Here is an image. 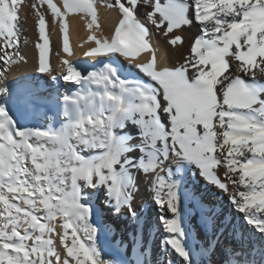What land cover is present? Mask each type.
I'll list each match as a JSON object with an SVG mask.
<instances>
[{
    "label": "snow or ice",
    "instance_id": "obj_1",
    "mask_svg": "<svg viewBox=\"0 0 264 264\" xmlns=\"http://www.w3.org/2000/svg\"><path fill=\"white\" fill-rule=\"evenodd\" d=\"M104 2L121 18L110 38L90 36L96 46L83 55L107 62L89 70L62 58L66 71L59 76L49 62L46 14L60 22L63 52L70 56L68 16L90 13L88 27L98 28L93 0H63V10L53 0L31 5L39 32L34 71L51 77L44 87L30 75L7 82L6 72L26 62L18 47L23 0H0V264H147L134 206L142 177L150 178L166 234L162 244L185 264H198L185 219L189 200L206 213L207 231L215 235L223 225L220 214L189 191V173L228 193L259 234V249H225L223 264H264V0ZM145 3L151 11L141 12ZM141 15L166 37L199 27L182 63H158ZM184 39L171 35L168 42L182 45ZM142 52L151 53L147 62L137 61ZM58 79L70 87L53 89ZM17 89L26 108L54 111L56 122L18 123L9 107ZM101 195L114 216L136 224L130 233L134 260L102 258L103 226L93 222V197Z\"/></svg>",
    "mask_w": 264,
    "mask_h": 264
},
{
    "label": "bare ground",
    "instance_id": "obj_2",
    "mask_svg": "<svg viewBox=\"0 0 264 264\" xmlns=\"http://www.w3.org/2000/svg\"><path fill=\"white\" fill-rule=\"evenodd\" d=\"M54 1L55 0H53V2ZM57 1H59V0H56V2ZM35 2H36V0H23V7L20 10V16L22 17V19L20 21L21 41H20L18 47L21 50L20 54L24 55L26 57V62H19L17 65H13L6 72V75L8 77V80H7L8 83H11L10 81H13L15 79H19L23 75H29V74L35 72L34 67L38 61V49L35 47V45H36L37 41L39 40L38 20H37V17L35 15L34 11L31 8V5ZM150 2H151V0H149V3ZM162 2H163V0H162ZM59 3H60V1H59ZM149 3H146V4L149 5ZM99 4H101V3H99ZM99 4H97L95 7L96 11H97V23L99 24L98 28L96 27V25H93V27L91 29L88 27V25H89V23H91V19H92L90 13L74 12V13L69 14V16H68L69 45H70V48L72 51V55H70V56L67 53L63 52V32H62L60 22L57 20L55 22V24H53V17L51 15L50 11L46 14V21L48 22V29L47 30H48L49 36H51L54 40V41L53 40L51 41V39H49L50 40L49 62L54 69V72H53L54 75L59 76L60 73L65 71V69H66V66L62 64V58H66V59L70 60L74 65H77V62H78V61L74 62L73 61L74 59L87 58V60H88V58L89 59L92 58L95 61V63L90 65L89 70H91L93 67L99 68L102 66V62H107V61L101 60V57H104V56L85 57L83 55V53L85 51H87L88 48L96 46L95 41L89 39L90 36L95 34L98 38H100V37H109L110 38L111 35L113 34L115 25L118 23L119 19L121 18V14L119 13V11L115 7L109 8L107 6H104L103 5L104 3L102 4L103 6H101ZM149 8H150V6H149ZM144 11H145V9L141 8V12H144ZM139 18L143 22L146 23V26L152 27V28H150V31L152 32L151 43L157 49L158 63L162 62V63H166L170 66L178 64L181 60H183L182 57L184 58V56H186V53L188 51L187 39H189V38L191 39V38L196 37L200 34V30H199L198 26L184 27L180 30H174V33L172 35L181 34L182 37H184L185 39H184V43L182 45L178 43L176 46H172L168 42L169 37L164 36V34H163L164 30L163 29L156 30L154 28V26H152L150 24V22L147 21V18L144 15H141ZM190 44H192V43H190ZM57 52L60 53V56H57ZM150 58H151L150 52H142L139 54V56L136 59H137V61H140V62H147V60H149ZM161 58H163V59H161ZM121 59H124V58L122 57ZM124 62L127 63L126 60ZM77 66L81 67L79 64ZM43 74H47V73H43ZM41 85H43L44 87H47L45 82H43ZM17 98H20L19 89H17ZM23 105L21 104V101L16 102V111L21 115L20 120L22 121L23 124L27 123L28 127L45 126L46 123L45 124L43 123L44 124L43 125L41 123L43 121L40 122L39 120H37L38 114H40V116L43 115V111L41 112V110H45V109H41L39 112H36L34 110H30L31 112H29V111H26L27 108L25 109V107ZM9 107L12 109V111H15V109L10 104H9ZM48 119L49 118H47V120ZM49 122H51V120H49L48 123ZM218 174L221 175V168L218 169ZM148 179H150V178L142 177L141 178V184L139 185V191L138 192H139L140 197H142L144 200L146 198L149 199V195L152 193L151 187L148 185V182H147ZM195 187H196V185H195ZM230 188H231V186H230ZM207 191L212 193V194L214 193L213 190H210V189L206 190V193H208ZM230 191H231V189H230ZM197 192L199 193L198 197H201V198H203V200H205V205L207 207L214 208L216 210V212H218L220 214L218 219L222 223L223 227L220 229V232L215 233V235H214L211 231H207L203 227V224L199 223V219H198L199 214H201V213L206 214V213H204V212H200V213L198 212L197 213L196 212V215H194L195 216L194 219H191L189 221L190 223H192V230H191L192 232L191 233L194 234L193 236L201 237L202 240L206 239V241H209V242L212 241L213 238L215 239L216 237H218L217 240L220 243H222L223 239L225 237L223 238V234H221V233L224 232L226 235L227 244H228V239L230 238V234H235V238H234L235 245L236 246H240V245L245 246V237L243 236V233L241 236L244 237V239L241 240V239H239L238 229H236V232H235V229H233L234 222L237 223L238 222L237 220H240V221H242L240 224L242 231H245V229H246V232L249 233L248 237L252 236L251 231L249 230L250 228L248 229V226H245V222L243 220V214L236 212V210L231 206L232 204L230 201L227 200V205H225L223 203V200H225V198L219 199L218 195H215L213 197L211 194H209L207 196L205 194V192H199V191H197ZM152 196H153V193H152ZM101 197H102V195H101ZM95 199H96V197H95ZM218 201H220L221 203H219ZM102 206H103V210H102V212L99 213V217L104 221V223H105L104 227L108 231V233L110 234L108 236V238H105L106 236L102 232H100L98 234V245L100 246L101 251H102V258L105 260L117 259V258L124 259V260H129V259L134 260L136 257V250H133L131 248V240L128 239V237H126V229L122 225V222L125 221V220H123V215H121L119 217L114 216L109 211L108 206L105 203V198L103 199ZM141 206L143 207L144 203L141 204ZM142 210L144 212H146V216H149L151 213L150 209L147 207L142 208ZM193 214L194 213H191L190 216H192ZM151 216H152V214H151ZM99 217L94 216V219H93V222L97 225V227H99ZM151 218H152L151 221L153 224L154 223L153 216ZM0 220H2V218H0ZM57 226H58V228L60 226L59 220L57 222ZM115 227H117L118 229H116V231L114 232L113 229H115ZM128 227H130V226H128ZM123 239H126L127 242H124ZM257 239H259V234L257 236ZM110 240L112 241V244L110 243ZM142 243H143V240H142ZM110 244L112 246L111 249H109ZM114 244H115V246H113ZM146 249H147V264H154L155 262H153V259L151 257H152L153 252L156 251V247L153 248V246L148 243ZM213 250L217 251L216 246L214 247ZM214 251L210 252V248H209L207 255H212V259L210 260V261H212L211 263L218 264V262H219L218 256L219 255L214 254ZM216 251H215V253H216ZM199 252H200V250H199Z\"/></svg>",
    "mask_w": 264,
    "mask_h": 264
},
{
    "label": "rangeland",
    "instance_id": "obj_3",
    "mask_svg": "<svg viewBox=\"0 0 264 264\" xmlns=\"http://www.w3.org/2000/svg\"><path fill=\"white\" fill-rule=\"evenodd\" d=\"M59 1H60V3H59ZM59 1H57L56 2V0L54 1L55 3H57L59 6H61V8H62V5H63V0L61 1V0H59ZM113 2H114V0H113ZM96 3V4H95ZM99 3H101V4H99ZM104 3V4H103ZM93 4H94V7H96V5L97 4H99V5H101V6H107L106 5V3L104 2V0H93ZM103 4V5H102ZM146 4V3H145ZM145 6V7H144ZM142 8L143 9H145V10H147V11H151V9L149 8V5L148 4H146V5H144ZM148 6V7H147ZM45 8H46V6H45ZM62 10H63V8H62ZM149 28H152V27H149ZM172 35V34H171ZM171 35H169L168 37H169V40H170V38H171ZM176 35H181V34H176ZM182 36V35H181ZM194 38V37H193ZM193 38H189V39H187V46H188V51H187V53H186V56H187V54L190 52L189 50H190V46H191V44L190 43H192L193 42ZM49 39H51V41L53 40V38L51 37V36H49ZM190 40V41H189ZM54 41V40H53ZM186 56H184V57H186ZM81 59V60H80ZM85 59V60H84ZM182 59H184L183 57H182ZM87 60V58H79V59H74L73 61L75 62H77V65L79 64L81 67H90V65L91 64H93V63H95V61L92 59V58H88V60ZM101 60H103V61H107V58L106 57H101ZM82 61V62H81ZM85 61V62H84ZM93 61V62H92ZM183 62V60H181L179 63H182ZM82 64V65H81ZM3 67V64L2 63H0V68H2ZM65 71H66V69H65ZM64 72V71H63ZM62 73V72H61ZM60 73V74H61ZM30 76H34V77H36L38 80H39V83L40 84H42L43 82H45V84H46V86L47 87H49V81L51 80V77L48 75V74H43V73H36V72H33V73H31V74H29ZM44 75V76H43ZM49 77V78H48ZM10 82H12V81H10ZM57 84V85H56ZM59 86V87H58ZM51 87L53 88V89H55V88H59L60 89V91H64L65 90V88L66 87H70V85H66V82H64L62 79H58V81H56V82H54V83H52L51 84ZM20 98H17L16 97V102L17 101H21V99L19 100ZM16 102L13 104V103H10V105L15 109V111H13L14 113H15V117L14 118H16V117H18L19 119H18V123H22V121L20 120V114L16 111ZM21 104L23 105V103L21 102ZM24 106V105H23ZM25 107V106H24ZM25 109H26V107H25ZM28 109V108H27ZM26 109V111H29V112H31L30 110H32V109H28L27 110ZM43 111V115H41L40 116V114H38V119L37 120H39L40 122L41 121H43V122H41L42 124L44 123H46L45 124V126L46 125H48L49 123H55L56 122V116H55V112L53 113V112H48L46 109L45 110H41V112ZM50 114V115H49ZM55 116V117H54ZM47 118H49L48 120H47ZM53 118V119H52ZM49 120H51V122H49L48 123V121ZM29 122V121H28ZM30 123V122H29ZM43 124V125H44ZM26 127H28V124L27 123H25L24 124ZM221 168V175L223 174V172H224V168L223 167H220ZM203 178H201V177H199V176H196V177H192L191 176V174L189 173L188 174V176L186 177V180H187V182H188V184H189V191H192V190H195V191H199V192H205V194L208 196L209 194H211L213 197L215 196V195H218V197H219V199L220 198H225V200H223V203L225 204V205H227V200L229 201V198H228V196H229V194H227V193H224V192H222L220 189H218V188H216V187H213V186H211V185H209V184H207L205 181H204V179L202 180ZM149 185V184H148ZM195 185H196V187H195ZM150 186V185H149ZM192 186V187H191ZM231 186V185H230ZM200 187V188H199ZM205 188V189H204ZM213 190V194L212 193H210V192H208V193H206V190ZM231 190H232V186H231V188H230ZM210 195V196H211ZM206 197V196H205ZM152 199V193L149 195V199ZM103 199H104V196H100L99 197V199H97V197H96V199H95V196L93 197V200L94 201H96V203H97V209H98V211H97V213L94 215V216H98L99 217V213L100 212H102V210H103V206H102V204H103ZM149 199H143L142 197H140V195H139V192L138 193H136V195H135V201H134V206L137 208V210L140 212V214H141V221H140V233H141V236H142V240H143V245H144V247L146 248L147 247V244L149 243L150 245H152L153 246V248L154 247H156V251L155 252H153V254H152V259H153V262H155L154 264H185V261L183 260V258L182 257H180L177 253H175L170 247H165L163 244H162V238L166 235L165 234V232H164V229H163V226H162V224H161V221H160V212H159V209H158V207H157V205L153 202V199L151 200H149ZM201 199V197H197V200H200ZM203 199V198H202ZM212 200V199H211ZM217 200V199H216ZM204 202H205V200H204ZM219 203H221L220 201H218ZM144 203V206L142 207L141 206V204H143ZM232 206V205H231ZM149 208L150 209V211H151V213H150V215L149 216H146V212H144L143 210H142V208ZM186 209H187V214H186V216H185V219H186V221H187V223L189 224V227H190V230H192V223H190L189 221L191 220V219H194V215H196V212L198 213H200V212H202L201 211V209L196 205V204H194L191 200H189V202L187 203V205H186ZM191 213H194L192 216H190V214ZM151 214H152V216H153V220H154V223L152 224V216H151ZM206 214H203V213H201V214H199V223L200 224H203V217L205 216ZM145 216V217H144ZM198 216V215H197ZM189 218V219H188ZM93 219H94V217H93ZM123 220H125L124 222H122V225H123V227L126 229V237H128V239H130V233H134L136 230H137V226H136V224L134 223V222H132L131 221V219L129 218V217H127V216H125V215H123ZM238 222L236 223V222H234V225H233V229H235V232H236V229H238V231H239V239H244V237H245V246H243L244 248H248L250 245H253L254 244V246H255V248L256 249H259V247H260V241H259V239H257V236H258V233H256L253 229H252V227H250V226H248V225H246L245 224V226H248V229L251 231V234H252V236L250 237H248V234L249 233H247L246 232V229H245V231H242V229H241V222L242 221H240V220H237ZM59 223H61V221H59ZM144 223V224H143ZM150 224V225H149ZM103 226V228H102V233H104L105 234V238H108V236L110 235L109 233H108V231L105 229V227H104V225H105V223H104V221L99 217V227L100 226ZM128 226H130V227H128ZM98 227V228H99ZM116 229H118L117 227H115V229H113V231L115 232L116 231ZM110 232V231H109ZM162 232V233H161ZM192 231H190V243L192 244V246H193V248L194 249H196V251L194 252V254H193V260L195 261V262H198V264H213V263H211L212 261H210L211 259H212V255H202V254H200V252H199V250H201L202 248H209V241H206V239H201V237H196V236H193L194 234L193 233H191ZM245 232V233H244ZM242 233H243V236L244 237H242L241 235H242ZM222 234H223V242L222 243H220L217 239H218V237H216L215 239L213 238V242L212 241H210L211 242V244H212V248L214 249V247L216 246V248H217V251H216V253H215V251L212 249V248H210V252H213L214 251V254H217V255H219L218 256V259H219V262H218V264H223L222 262H223V260H224V258H223V255H222V252L225 250V249H227V250H229V251H231V249L232 248H234V247H239V246H236L235 245V241H234V238H235V234H230V238L228 239V244H227V238H226V235H225V233L224 232H222ZM131 240V239H130ZM147 240V241H146ZM123 241L124 242H127L126 241V239H123ZM58 244H59V241L57 240L56 241ZM110 243L112 244V241L110 240ZM155 243V244H154ZM111 244H110V246H109V249H111L112 248V246H111ZM127 244V243H126ZM113 246H115V244L113 245ZM164 246V247H163ZM241 246V245H240ZM61 247H62V245H61ZM138 247V246H137ZM213 250V251H212ZM157 254V255H156ZM159 254V255H158ZM210 254V253H209ZM159 256V257H158ZM162 257V258H161ZM211 257V258H210ZM158 259V260H157ZM162 261V262H161Z\"/></svg>",
    "mask_w": 264,
    "mask_h": 264
}]
</instances>
